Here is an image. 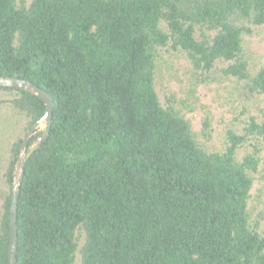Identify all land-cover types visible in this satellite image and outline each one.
I'll use <instances>...</instances> for the list:
<instances>
[{
	"label": "trees",
	"instance_id": "16d2710c",
	"mask_svg": "<svg viewBox=\"0 0 264 264\" xmlns=\"http://www.w3.org/2000/svg\"><path fill=\"white\" fill-rule=\"evenodd\" d=\"M261 29L264 0H0V76L53 101L24 165L16 264H264V214L251 221L247 209L252 173L264 171V113L207 152L154 90L166 50L199 71L222 63L246 97L264 95V65L250 71L242 48ZM44 111L0 87V264L22 138Z\"/></svg>",
	"mask_w": 264,
	"mask_h": 264
},
{
	"label": "rangeland",
	"instance_id": "374dc122",
	"mask_svg": "<svg viewBox=\"0 0 264 264\" xmlns=\"http://www.w3.org/2000/svg\"><path fill=\"white\" fill-rule=\"evenodd\" d=\"M30 0H25L28 3ZM264 30L242 38V48L249 70L264 65ZM222 63L211 71L195 70L182 53L159 51L155 61L154 90L160 103L173 105L190 123L197 143L207 152L222 151L226 132L243 133L251 117L257 120L264 113V95L246 97L243 82L226 77L220 71ZM210 124L209 136L203 133V120ZM38 129H43L40 125ZM251 140L244 148L237 150L236 159L252 151ZM263 155V152L260 153ZM253 184L247 204L250 220L264 214V171L261 163L258 171L252 173ZM263 222L260 228L263 227Z\"/></svg>",
	"mask_w": 264,
	"mask_h": 264
},
{
	"label": "water",
	"instance_id": "95a60500",
	"mask_svg": "<svg viewBox=\"0 0 264 264\" xmlns=\"http://www.w3.org/2000/svg\"><path fill=\"white\" fill-rule=\"evenodd\" d=\"M0 87H11L23 90L32 95L37 96L45 105L44 114L38 119L25 133L20 145L19 154L14 166L11 199L9 209V247H8V264H16L17 262V202L20 192L21 181L23 178L24 165L30 154L35 151L38 146L45 140L49 134L51 126V115L53 109V101L51 96L42 88L35 85L31 81L18 77L0 76ZM43 125V132L40 136L27 146L29 137L35 130Z\"/></svg>",
	"mask_w": 264,
	"mask_h": 264
}]
</instances>
